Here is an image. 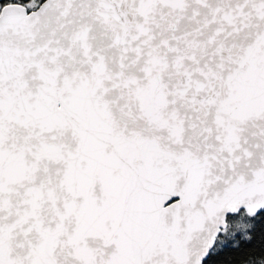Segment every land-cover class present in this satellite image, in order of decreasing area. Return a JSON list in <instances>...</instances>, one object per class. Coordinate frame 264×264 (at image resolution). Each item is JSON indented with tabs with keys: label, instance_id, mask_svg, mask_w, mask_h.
Returning a JSON list of instances; mask_svg holds the SVG:
<instances>
[{
	"label": "snow or ice",
	"instance_id": "snow-or-ice-1",
	"mask_svg": "<svg viewBox=\"0 0 264 264\" xmlns=\"http://www.w3.org/2000/svg\"><path fill=\"white\" fill-rule=\"evenodd\" d=\"M0 264H264V0H0Z\"/></svg>",
	"mask_w": 264,
	"mask_h": 264
}]
</instances>
